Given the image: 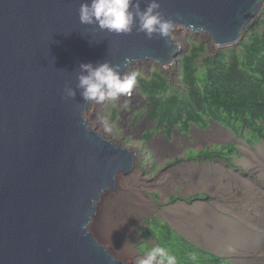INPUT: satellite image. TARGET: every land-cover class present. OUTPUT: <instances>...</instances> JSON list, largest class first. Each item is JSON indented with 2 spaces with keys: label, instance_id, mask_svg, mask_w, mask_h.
<instances>
[{
  "label": "water",
  "instance_id": "95a60500",
  "mask_svg": "<svg viewBox=\"0 0 264 264\" xmlns=\"http://www.w3.org/2000/svg\"><path fill=\"white\" fill-rule=\"evenodd\" d=\"M82 2L0 0V264H130L88 228L118 174L133 172L135 151L95 130L84 114L92 102L80 90L64 99V89L76 87L80 63L108 60L126 74L136 63L166 66L178 45L82 24ZM160 3L177 31L203 33L217 50L237 46L264 9V0ZM126 56L134 62L124 66Z\"/></svg>",
  "mask_w": 264,
  "mask_h": 264
},
{
  "label": "rangeland",
  "instance_id": "374dc122",
  "mask_svg": "<svg viewBox=\"0 0 264 264\" xmlns=\"http://www.w3.org/2000/svg\"><path fill=\"white\" fill-rule=\"evenodd\" d=\"M263 16L261 12L256 20L253 18L254 28L260 26L259 19ZM181 29L173 33L175 42L180 44L178 59L166 66L154 61L136 63L126 73L137 70L149 79L156 68L173 84V89L179 88L182 53L189 51L195 38L209 43L206 35L194 38V32ZM208 46L209 52L217 51L212 43ZM146 107L147 99L138 85L131 96L120 97L118 101L91 103L90 111L94 109L101 120L99 127L92 125L93 120L86 113L95 130L136 151L138 165L134 171L140 181L119 184L118 190L106 191L115 194V198L107 204L102 200L104 205L101 200L96 202L97 218L104 215L105 220L98 228L90 223L89 231L115 257L130 264H137L144 250L156 244L148 231L155 229L159 234L164 230L161 225L157 227L155 220L171 223L178 234L193 244L224 255L236 264H264V140L241 131L239 138L254 145L252 150L212 123L206 131L193 127L188 132L174 130L172 134H167L163 125L150 141L142 142L144 133L157 125L156 121L143 122L140 115L146 112ZM137 116L138 123L132 124ZM103 120L112 126L111 133L103 131ZM227 144L236 148L233 161L227 156L203 159L199 155L206 148ZM126 214H130L128 219ZM132 218L137 224L128 232L132 237L128 246L133 255H121L99 235L127 232Z\"/></svg>",
  "mask_w": 264,
  "mask_h": 264
},
{
  "label": "trees",
  "instance_id": "16d2710c",
  "mask_svg": "<svg viewBox=\"0 0 264 264\" xmlns=\"http://www.w3.org/2000/svg\"><path fill=\"white\" fill-rule=\"evenodd\" d=\"M259 25L255 28L251 25L238 46L215 52H209L207 43L193 39L189 51L180 58L179 88L173 89V84L156 68L151 78L141 76L139 86L147 99V109L140 116L144 119L149 112L147 122H157L155 129L147 130L141 141H150L163 125L166 133L172 134L176 127L182 132L193 124L206 128L209 119L237 135L244 127L255 139H264V16L259 19ZM137 119L138 116L132 124H137ZM233 151V146L227 145L220 149L207 148L199 155L231 158L229 154ZM155 224L164 230L158 234L151 229L149 236L175 254L178 264H235L195 246L169 225L158 220ZM191 252L197 253V261L188 259Z\"/></svg>",
  "mask_w": 264,
  "mask_h": 264
},
{
  "label": "clouds",
  "instance_id": "9594fccd",
  "mask_svg": "<svg viewBox=\"0 0 264 264\" xmlns=\"http://www.w3.org/2000/svg\"><path fill=\"white\" fill-rule=\"evenodd\" d=\"M262 12H264V9ZM259 16L260 14L258 15V17ZM79 20L82 24L95 25L101 31L106 30L110 33L130 34L135 29V31L137 32H143L149 39L153 38L154 36H158L160 38H163L166 42L175 38L173 33L178 27L175 21L165 17L161 10L160 0H146L144 8H141V0H90V2H88V0H84V2H82L79 7ZM251 25H253V23ZM203 35L205 34H195L193 37L195 38V36L199 37ZM206 37L209 36L206 35ZM209 43L213 44V41L210 39V37ZM209 43H207V45ZM179 48L180 47L178 46V50ZM178 52L179 51H177V53ZM176 59H178V57ZM133 62L134 58L132 57L126 56L124 58V66ZM79 69L80 71L77 76L78 83L76 84L75 88L69 86L65 87L63 95L64 99H75L77 90H80L79 94L85 103H103L106 100L115 102L118 101L121 96H131L133 90L138 87L139 78L141 77V73L137 70L129 71L130 73L123 74L121 64H112L108 60L98 62L96 64H93L92 62L80 63ZM208 123L209 125L206 128H200L193 124L191 125L189 130L195 127L196 129H199L201 131H206L212 123H215L216 125L221 126L225 131L227 130L228 132H230L234 138L241 141L247 147L252 150L254 149V145L245 142L243 139H240L239 135L235 134L231 129L225 127L224 125L216 122L213 119H209ZM102 125L103 131L105 133H111L113 131L112 126L107 120H103ZM85 127H87V125H85ZM174 130H178L179 132L181 131L180 127H176ZM242 133H246L251 136L249 132H245L244 127ZM260 140L262 141L264 139ZM239 141L237 142L239 143ZM223 146L214 145L215 148L218 147L219 149ZM232 146L234 151L229 154L232 158L231 161H233V155L236 151L235 146ZM205 150L200 151V153L205 152ZM226 156L227 155H223L214 158H221ZM92 203L94 205L95 201H93ZM166 224L169 225L170 228H175L169 222H166ZM87 227V223L81 225L82 230L86 231ZM150 239L156 240V244H152L144 250L143 255L138 257L137 264H178V258L175 254H173L168 248L157 244V239L152 237H150ZM199 248L214 255L225 257L224 255H220L207 248ZM229 250L231 251L232 249L230 248ZM225 258L234 263L230 258ZM188 259L195 262L199 259V257L197 253L191 252L188 254Z\"/></svg>",
  "mask_w": 264,
  "mask_h": 264
},
{
  "label": "bare ground",
  "instance_id": "6f19581e",
  "mask_svg": "<svg viewBox=\"0 0 264 264\" xmlns=\"http://www.w3.org/2000/svg\"><path fill=\"white\" fill-rule=\"evenodd\" d=\"M245 34V33H244ZM244 34H243V36H244ZM243 36H241V38L243 37ZM179 43H181V42H179ZM176 44L178 45V46H180V44H178L177 42H176ZM94 108V107H93ZM88 112V114H86ZM95 112V113H94ZM84 114H85V117L86 118H88L89 117V119L90 120H93L92 121V125L93 126H95V127H99L100 126V124H101V120H100V118H99V116H98V118H97V112L96 111H94V109H92V111H90V106H89V108L84 112ZM86 115H88V117L86 116ZM89 119H88V121H89ZM100 121V122H99ZM91 124V123H90ZM221 127V126H220ZM107 135V134H106ZM108 136V135H107ZM110 137V136H109ZM111 138V137H110ZM161 148V147H160ZM134 150V149H133ZM135 151V150H134ZM135 154H136V151H135ZM137 161H136V163H135V167H134V169H133V172H131V175H128V174H123V173H121L120 175H118V177L116 178V181H117V183H118V187H119V184L122 186V184H125L126 182H130V181H132V182H140L139 181V179L136 177V172L134 171L135 170V168L137 167ZM184 168V167H183ZM175 178H179V176H176ZM180 179V178H179ZM191 181V180H190ZM120 188V187H119ZM113 190V189H112ZM118 190V189H117ZM111 191V190H110ZM143 195V194H142ZM144 196V195H143ZM115 198V194H113V193H104L102 196H101V198H100V200H101V203H102V205H104L103 204V202H102V200H104V202H105V204H107L108 202H110L112 199H114ZM100 200H99V202H100ZM98 206V208L100 209V203L97 205ZM182 207V206H181ZM178 209V208H177ZM132 211V210H131ZM135 214V211H134V213H133V215ZM189 213H187V215H188ZM130 215V214H129ZM129 215L128 214H126V217H127V219L129 218ZM135 216L136 215H134L133 216V218H135ZM189 216V215H188ZM132 218V219H133ZM131 219V220H132ZM104 220H105V217H104V215H101L99 218H97V213H96V215H94L93 216V219L91 220V223L93 224V227L94 228H98L99 227V225H101L103 222H104ZM136 224V221H135V219H133L132 220V222L130 221L129 223H128V226H129V229H128V231L127 232H123V233H114V234H108V233H102V234H100L99 235V238L100 239H103L106 243L109 241L110 243H112V246H113V248H114V250L116 251V252H118L119 254H121V255H133V250L128 246V245H131V243H132V237L130 236V233H128L129 232V230L131 229V227H133L134 225ZM137 225V224H136ZM172 226H174V225H172ZM93 229V228H92ZM95 234H96V232H95ZM127 234V235H126ZM129 234V235H128ZM134 249V248H133Z\"/></svg>",
  "mask_w": 264,
  "mask_h": 264
}]
</instances>
